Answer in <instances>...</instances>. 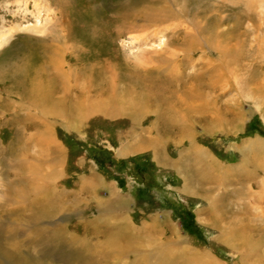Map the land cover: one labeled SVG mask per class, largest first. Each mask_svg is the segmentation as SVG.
<instances>
[{"label":"rangeland","instance_id":"rangeland-1","mask_svg":"<svg viewBox=\"0 0 264 264\" xmlns=\"http://www.w3.org/2000/svg\"><path fill=\"white\" fill-rule=\"evenodd\" d=\"M6 33L0 264L246 263L225 229L264 227V0H0ZM49 71L57 106L29 97Z\"/></svg>","mask_w":264,"mask_h":264},{"label":"bare ground","instance_id":"bare-ground-1","mask_svg":"<svg viewBox=\"0 0 264 264\" xmlns=\"http://www.w3.org/2000/svg\"><path fill=\"white\" fill-rule=\"evenodd\" d=\"M10 37H12V34L10 35L9 33L6 34H1L0 36V48L6 44L9 40ZM54 58V57H53ZM56 59V58H54ZM57 60V59H56ZM54 62V61H52ZM56 65V66H55ZM57 67V63H55L53 65V67ZM52 66H48V68H51ZM54 67V68H55ZM56 70V68H55ZM19 71V69H18ZM58 73H50L49 71V79H52L53 81L49 80L48 83H46L45 79H42V77H37V83L35 85L34 90L31 92L30 96H35L38 100H42V101H49L51 103H53L55 106L60 105L61 101L59 99H54V93L57 91L61 90V84L59 82V77ZM42 79V80H41ZM194 79V78H193ZM187 82V81H186ZM192 84V83H191ZM14 87V86H13ZM145 87V86H144ZM154 88H156V86H153ZM39 90H37V89ZM151 88V87H150ZM149 88V89H150ZM153 88V90H154ZM165 88V87H164ZM176 88V87H175ZM185 88V87H184ZM188 88V87H187ZM158 88H156L157 90ZM147 90V89H146ZM186 90V89H185ZM184 90V91H185ZM151 91V90H148ZM161 91V90H160ZM165 91V90H164ZM168 90L166 89V92ZM197 90L195 89L193 92L195 94H193V98H196V92ZM146 92V91H145ZM159 92V91H158ZM169 92V91H168ZM184 93V92H183ZM151 94V93H150ZM199 93H197V97H200L201 95H198ZM146 96V94H145ZM150 96V95H149ZM155 96V98H154ZM184 99L186 100V98H188L189 96L191 97V94L188 93L187 91L184 93ZM150 99H154L153 105L154 103L159 107H162L163 105H168V110L171 104H170V97L167 98L166 95H164V93L162 95L160 94H156V92L154 91V95L150 96ZM174 97V96H173ZM183 97V96H182ZM175 98V97H174ZM179 100V99H178ZM190 100V99H189ZM138 101V100H137ZM140 101V102H139ZM138 102L139 104L141 103H145L146 101H148L147 99H144V102H142V100L140 99ZM151 101V100H150ZM149 101V102H150ZM137 102V103H138ZM175 102V101H173ZM171 102V103H173ZM191 102V101H190ZM44 103V102H43ZM189 103V102H188ZM175 104V103H174ZM138 105V104H137ZM156 105L154 107H156ZM199 105V104H198ZM135 106V105H134ZM191 107V106H190ZM193 107V106H192ZM207 107V106H206ZM53 108V107H52ZM138 108V107H137ZM189 108V107H188ZM200 108V106H199ZM190 109V108H189ZM192 109V108H191ZM194 109H196L194 107ZM211 109V108H210ZM164 110V109H163ZM158 111V110H157ZM165 111V110H164ZM172 111V110H171ZM170 111V112H171ZM188 111V109H187ZM195 111V110H194ZM200 112V111H199ZM160 114V113H158ZM173 114V113H172ZM212 114V113H211ZM54 115V114H53ZM163 115V114H162ZM164 117V116H163ZM168 118V117H167ZM159 119V118H158ZM173 118H171L172 120ZM174 120V119H173ZM172 120V121H173ZM162 121V120H161ZM168 121V120H167ZM152 140V139H151ZM150 140V141H151ZM153 141V140H152ZM151 144V143H150ZM155 144V143H154ZM153 145V144H152ZM154 147V146H153ZM193 151V150H192ZM196 152V151H195ZM200 154V153H199ZM198 155V154H197ZM193 156V155H192ZM197 157V156H196ZM200 157V155H199ZM202 159V158H201ZM201 159H199L201 161ZM189 160V159H187ZM198 160V159H197ZM186 161V160H185ZM191 161V160H190ZM195 162V161H194ZM191 163V162H190ZM211 163V162H210ZM186 164V162H185ZM188 164V163H187ZM186 164V165H187ZM205 164V162H204ZM203 166V165H202ZM207 166V165H205ZM204 166V167H205ZM210 168H212L213 170H218L217 165L215 164V162H213V164L209 165ZM188 167V166H187ZM190 168V167H188ZM195 168V167H194ZM199 168V167H198ZM208 168V167H207ZM196 169V168H195ZM197 170V169H196ZM202 170V169H201ZM200 170V171H201ZM206 170V169H204ZM203 170V171H204ZM199 172V170H197V173ZM227 173V172H226ZM244 176V175H243ZM257 205V204H256ZM54 206V205H53ZM258 211L261 213V216H263L264 218V208L262 207L261 204L258 205ZM220 209V207H219ZM218 210V208H217ZM211 213L216 216L217 212L215 210H212ZM248 217V216H247ZM233 222V221H232ZM217 223V221L215 222V224ZM253 223H255L253 221ZM262 223V222H261ZM229 224V223H228ZM251 225V224H250ZM216 226V225H215ZM149 228V227H148ZM261 229L255 228L253 225L252 226H245L242 224H239V226L237 228H233L230 227L228 229H225L227 234H229L228 237H230L232 240H230L229 238V247H233L239 251H241L244 255V258L246 259V263H250V264H264V252L262 251V248H260V244L261 246L263 245L262 243H264V227H260ZM230 229H232L230 231ZM174 233V232H173ZM258 234L259 236L262 237V242L258 241V240H254V234ZM233 237H238V243L237 240L235 241V239ZM154 239V238H153ZM151 236H149V240H147L146 242L149 241L148 244L152 243ZM226 239V238H225ZM234 239V241H233ZM224 241V240H223ZM227 241V242H228ZM261 242V243H260ZM180 243H175L174 245H179ZM190 249V250H189ZM184 248L183 246H171V244L168 243H161L158 244L156 246V248L154 249V252H156V254H153V252H150L148 254L147 257L143 256L142 260H136L135 264H223L220 261L216 260L215 257L211 256L208 253L202 252L194 247L192 248ZM158 251H160V255L158 254ZM139 259V258H138ZM245 260H243L242 262L244 263ZM242 262L240 261V264H242Z\"/></svg>","mask_w":264,"mask_h":264}]
</instances>
